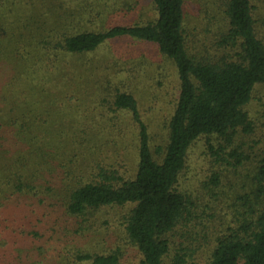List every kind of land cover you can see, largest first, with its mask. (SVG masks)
I'll return each instance as SVG.
<instances>
[{"label": "trees", "instance_id": "obj_1", "mask_svg": "<svg viewBox=\"0 0 264 264\" xmlns=\"http://www.w3.org/2000/svg\"><path fill=\"white\" fill-rule=\"evenodd\" d=\"M39 1L0 0V264H123L124 245L141 264H264V146L233 148L264 84L253 0L220 1L224 33L200 54L188 0H151L131 24L127 0ZM124 40L155 47L156 84L177 83L163 146L130 87L147 52L127 68L101 51ZM200 138L214 166L201 185L216 190L202 204L179 188ZM114 208L124 244L103 237Z\"/></svg>", "mask_w": 264, "mask_h": 264}, {"label": "rangeland", "instance_id": "obj_2", "mask_svg": "<svg viewBox=\"0 0 264 264\" xmlns=\"http://www.w3.org/2000/svg\"><path fill=\"white\" fill-rule=\"evenodd\" d=\"M13 4H16L18 8L19 0H10ZM126 1V0H119ZM134 6L131 8L130 14L126 18H122L121 22L124 24H131L134 21H145L153 16V6L151 0H127ZM221 0H188L186 5L187 10V22L190 32V45L195 48L197 54H200L211 48H218L215 41L222 35L224 21L218 16L217 5ZM39 0H26L24 4L27 7L33 5H39ZM253 15L256 21L257 32L264 41V0H253ZM209 11L213 14L209 15ZM111 49L115 52L117 57L123 56L125 60H128L126 67L130 68L132 58L139 57L141 51H146L148 54L147 66L142 69L141 76L134 73V78L130 82L132 90L139 94V102L141 109V116L145 123L149 127L151 133V145L165 144L167 138L166 120L170 117L174 110L175 102L178 97L177 83L174 81L172 84L166 80L160 85L156 84L158 69L164 68L162 57L157 53V50L153 46H144L135 42L127 40L118 41L114 43L112 47L106 46L101 49L105 54ZM162 65L163 67H159ZM167 68L170 73L173 74V67L167 64ZM149 73V78H146L145 74ZM173 80V76L171 77ZM251 123L253 125V131L249 134L243 133L242 130H238L234 136L233 148H239L245 156H252L253 149L260 150L264 146V84L259 85L256 88L252 102L247 107ZM206 138H200L189 150L188 165L183 171L179 188L182 192L189 195L193 199H198L200 204L209 203L211 201L209 194L216 192V190L208 191L206 187L201 185L203 181L211 176L214 166L208 162L205 155L206 153ZM216 142V141H213ZM217 144V143H215ZM219 144V143H218ZM217 204L219 198H214ZM227 206L225 203L220 204V208ZM126 209L114 208L109 211L113 217V228L109 233L103 235L107 243L113 244L120 241L118 230L115 227L118 224L117 220H120ZM124 260L123 264H141L139 257L137 256L133 247L124 245Z\"/></svg>", "mask_w": 264, "mask_h": 264}]
</instances>
